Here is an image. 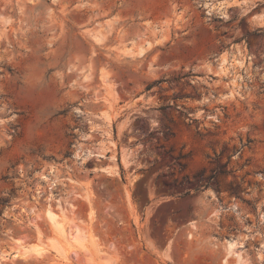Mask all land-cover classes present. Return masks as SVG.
I'll use <instances>...</instances> for the list:
<instances>
[{"label":"rangeland","instance_id":"1","mask_svg":"<svg viewBox=\"0 0 264 264\" xmlns=\"http://www.w3.org/2000/svg\"><path fill=\"white\" fill-rule=\"evenodd\" d=\"M262 13L0 0V264H264Z\"/></svg>","mask_w":264,"mask_h":264},{"label":"bare ground","instance_id":"2","mask_svg":"<svg viewBox=\"0 0 264 264\" xmlns=\"http://www.w3.org/2000/svg\"><path fill=\"white\" fill-rule=\"evenodd\" d=\"M48 213V212H47ZM48 215H51V220H52V222L54 221L55 223H57L55 220H56V218H54V214L52 213V211L51 210H49V214ZM56 215V214H55ZM56 217V216H55ZM58 217V216H57ZM36 252H38V253H42L43 252V250L40 248V247H34L33 248ZM26 251H29V249H26ZM14 257H20V254H17V255H15Z\"/></svg>","mask_w":264,"mask_h":264},{"label":"crops","instance_id":"3","mask_svg":"<svg viewBox=\"0 0 264 264\" xmlns=\"http://www.w3.org/2000/svg\"><path fill=\"white\" fill-rule=\"evenodd\" d=\"M258 18H259L260 20L264 21V13L260 14V15L258 16Z\"/></svg>","mask_w":264,"mask_h":264}]
</instances>
